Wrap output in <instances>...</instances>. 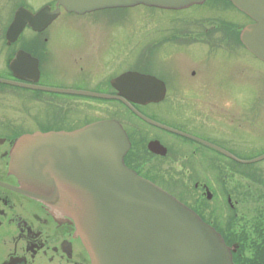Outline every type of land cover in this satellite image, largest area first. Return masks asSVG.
Segmentation results:
<instances>
[{"label": "flooded vegetation", "instance_id": "1", "mask_svg": "<svg viewBox=\"0 0 264 264\" xmlns=\"http://www.w3.org/2000/svg\"><path fill=\"white\" fill-rule=\"evenodd\" d=\"M19 8L33 14L47 9L50 22L40 31L26 25L9 40ZM126 10L79 14L57 0H0V79L10 82L0 83V264H90L72 220L19 190L11 153L23 136L107 119L119 121L127 133L124 162L130 169L214 227L234 264H264V181L244 174L243 164L264 153L255 155L259 141L246 127L262 123L247 112L245 100L214 97L244 88L236 70L245 68L247 56L264 66L240 40L251 21L223 0L164 10L174 17L156 26L134 24ZM124 28H135L140 42L118 52L115 35ZM174 46L182 50L161 51ZM122 91L160 96L136 103Z\"/></svg>", "mask_w": 264, "mask_h": 264}, {"label": "water", "instance_id": "2", "mask_svg": "<svg viewBox=\"0 0 264 264\" xmlns=\"http://www.w3.org/2000/svg\"><path fill=\"white\" fill-rule=\"evenodd\" d=\"M57 1L68 11L84 13L136 5L181 9L204 0ZM228 1L254 21L242 30L241 41L264 61V0ZM44 12L47 10L33 15L19 9L7 38H16L26 24L40 30L50 21ZM34 19L40 22L38 27L33 25ZM131 77L150 81L134 74ZM120 93L133 95L139 103L157 101L160 96L151 91ZM129 145L124 129L115 120L99 121L70 133L23 136L14 144L10 171L19 178L23 194L41 202L54 215L72 220L75 236L91 264H233L229 249L212 227L125 166L123 157ZM262 158L264 155L256 160Z\"/></svg>", "mask_w": 264, "mask_h": 264}, {"label": "rangeland", "instance_id": "3", "mask_svg": "<svg viewBox=\"0 0 264 264\" xmlns=\"http://www.w3.org/2000/svg\"><path fill=\"white\" fill-rule=\"evenodd\" d=\"M7 4H11L9 2H6ZM9 7V6H7ZM129 10V11H128ZM126 19L130 21V19L134 22V24L141 23L143 21H149L151 26H156L160 21H169L171 18H173V13L164 11V10H152L145 7H133L130 9H127L125 11ZM184 15L187 14V12H183ZM182 14V13H181ZM180 14V15H181ZM219 18H224L219 17ZM150 26V27H151ZM137 31L135 28L133 29H118V34L115 35L116 41H117V48L116 50L118 52L120 51H126L129 46H139L140 39L137 36ZM212 38H218L220 37L219 34L212 33ZM204 44L203 42H201ZM192 44V43H191ZM210 44V42L208 43ZM219 44V43H218ZM224 50L230 51V49L225 44H220ZM190 45L189 50L192 49ZM199 46V45H198ZM209 46V45H208ZM229 49V50H228ZM182 50L180 48L176 49V47H163L161 51H177ZM197 51V50H196ZM254 58L247 56L246 57V64L245 68L241 69V65L239 66V69L236 70V74L238 79L244 80V88L237 91H229L228 95L225 93L224 96L220 95V92H214V97L222 98L223 100H232V99H241L245 100L246 106H251V108H247V112L250 110L254 111L255 115L259 117V121H261V125L259 127H256L255 129L251 127L250 123L246 124V127H248V131L251 132V134H254L257 136V140L259 141V151L255 153V155L262 153L264 150V66L260 63H257ZM235 72V71H233ZM248 115V113H247ZM249 116H253L250 115ZM246 117V116H245ZM246 121L250 122V120L246 117ZM244 164V170L246 171V175H250L253 179L257 178L259 180L264 181V159L250 162V161H243ZM243 166H241L242 168Z\"/></svg>", "mask_w": 264, "mask_h": 264}]
</instances>
